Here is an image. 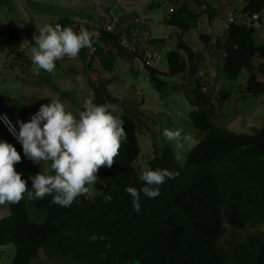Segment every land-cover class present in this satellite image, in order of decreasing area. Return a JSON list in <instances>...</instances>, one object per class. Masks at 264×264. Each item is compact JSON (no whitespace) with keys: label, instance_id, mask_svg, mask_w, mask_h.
<instances>
[{"label":"trees","instance_id":"1","mask_svg":"<svg viewBox=\"0 0 264 264\" xmlns=\"http://www.w3.org/2000/svg\"><path fill=\"white\" fill-rule=\"evenodd\" d=\"M100 1L103 5L104 1ZM107 1L111 3L109 6L104 3L105 15L116 0ZM243 1L240 10L243 19H232L235 22L216 38L212 47L213 55L220 56L222 62L215 69L227 82H237L244 72L245 83L239 80L242 102L264 96V82L258 81L255 74L257 71L264 76V65L255 68L252 63L255 56L264 61V41L258 40L248 26L250 16H261L264 0ZM190 3L183 1L178 8L169 6L168 15L162 20L163 25L177 28L181 33L175 48L166 53V64L169 75L186 74L189 83L183 94L189 107L194 109L188 118L204 137L188 151L182 163L165 143L163 135L158 134L161 145L151 140L149 137L154 136L142 110L144 101L131 95L115 98L110 91L116 60L133 64L141 58L133 51V36L141 38L134 31L138 28L131 22L123 27V21L115 20L112 13L104 17L111 28L108 31L102 27L103 16L82 20L83 27H80L99 34L98 42L92 45L95 51L89 54L88 48H82L76 58H61V63L80 62L82 70L69 69L67 74H75L74 83L51 90L58 93L64 105L71 107L72 113L75 109L78 114L83 110L87 97L93 104L109 105L113 114L124 121L126 138L121 141L111 167L98 169L95 174L98 183L86 185L88 190L90 186V194L87 195L88 191L84 196H77L70 207L52 203L48 195L43 199H28L27 193L18 203L0 204V212L4 214L0 218V260L7 253L10 258L7 264L35 261L38 264H264V151L254 144H264V118L259 116L260 121L250 127V132L241 131L235 121L224 124L239 111L232 108L230 117L222 115L214 94L203 89L207 70H197V55L182 38L196 26L199 18L207 14L211 20L217 14L206 0H190ZM3 6L0 3V8ZM75 22L66 16L52 19L49 24L73 29ZM142 24L140 21L139 26ZM33 39L34 36L26 49L18 45L9 52L16 51L30 60L29 50L35 46ZM5 41L7 45L14 44ZM199 41L205 49L211 45L209 35H199ZM95 65L99 71L94 70ZM140 70L139 65L136 73ZM147 70L153 88L162 93L165 85L158 75L167 77V74L158 69ZM133 75L136 79L137 74ZM29 77L27 87L38 86L43 90L53 86L51 78L37 80L33 74ZM218 88L221 101H227L232 95V86L218 83ZM25 103L19 105L14 98L1 94L0 114L6 115L13 124L17 119L27 121L32 113L27 109L29 102L27 106ZM0 139L12 143L21 154V161L14 167L26 181V188H30L28 178L43 172L44 164L24 160L21 145L10 139L1 124ZM21 164L24 167L19 168ZM253 164L258 168L263 165V171L251 170ZM148 168H166L178 175L159 185L156 198L141 194L140 211L136 212L125 188L139 189L143 184L139 174ZM105 194L111 195V201H104Z\"/></svg>","mask_w":264,"mask_h":264},{"label":"rangeland","instance_id":"2","mask_svg":"<svg viewBox=\"0 0 264 264\" xmlns=\"http://www.w3.org/2000/svg\"><path fill=\"white\" fill-rule=\"evenodd\" d=\"M92 0H0V3H4V6L0 8V95L7 94L22 105L26 101L25 106L30 113L34 114L38 111L41 104L50 102L51 97L58 98V93L52 91L53 88H64L66 83L71 85L75 78V74H67L74 68L77 72H81L82 65L78 61H68L61 63V60H57L56 67L52 73H48L43 69H39L36 66L29 65V59H24L16 51H11L10 48L17 47L18 45L26 46L29 40L36 34L38 29L57 17H80V19L87 20L92 18L94 13L97 14L96 7L92 6ZM107 6L111 1L103 0ZM185 1L187 4H191L190 0H119L115 4V9L109 10V13L113 12V16L122 11V15L125 17V13L131 11L133 16L128 17L127 22L131 20H137L138 29L134 30L138 32L141 38L135 37V40L139 43L141 39H147L153 42L155 45H150L148 50L151 52H157L161 58L157 68L162 74L166 72L165 53L172 51L175 48L176 39L181 35L177 28L165 26L162 23L164 17L168 15V7L178 8L180 4ZM95 2H101L96 0ZM243 0H206L208 5H211L212 9L216 12V17L209 19L207 14L199 18L196 26L185 32L182 36L186 45L197 55V70L207 73L204 75V90L212 92L215 99L218 100L217 104H220V110L223 116L230 117L232 108L238 110L236 116H231L226 120L224 124L230 121L238 122L237 125L242 123L241 131L250 132V127L260 121L259 116L264 118V96L257 98H251L249 100L241 101L242 97V80L245 83L246 77L244 72L241 73L237 82H227L224 77L215 69L216 65L222 66L221 57L213 55L212 47L216 38L222 35V28L226 25V19L229 15H233L236 21L241 19L240 10L243 5ZM113 4V6H114ZM104 10V8H103ZM107 11V10H106ZM234 12V13H233ZM62 15V16H60ZM261 19L264 21V9L261 12ZM140 21L144 24L140 25ZM127 23L123 20L122 26H126ZM11 30V33L8 31ZM255 32V36L258 39V33ZM15 35V36H14ZM199 35H209L211 45L205 49V47L199 41ZM19 39L18 42L16 40ZM5 40H9L11 44H6ZM259 40V39H258ZM10 45V46H9ZM146 41L142 40L139 44L140 49H144ZM29 55V51L26 52ZM184 59L186 58L182 52L179 53ZM97 63L98 60L96 59ZM253 65L256 68L259 64H264V61L258 60V57L253 58ZM11 66V67H10ZM138 62L133 64H127L121 62L119 59L115 62V70L113 72L114 82L110 86V91L115 98L123 99V97L136 96L139 100H143L142 110L145 114L147 124L151 128V133L156 143L161 145V137L158 134L163 133L165 128L179 129L182 135V147L177 149L174 141H168L165 138V143L172 147V152L176 157L179 153V163H182L188 151L200 141L204 134L193 128L188 118V114L193 111L190 108L187 99L184 96L183 88H188L187 77L182 75L173 77H163L162 81L165 84L163 92H157L153 88V84L143 73H136ZM99 67L95 65L94 70H98ZM213 70V71H212ZM215 70V71H214ZM63 71L64 75H59ZM258 80L262 79L257 71H255ZM29 74L36 75L37 80L43 78L47 80L52 79L53 86L49 88L39 89L38 86L27 87V82L31 81ZM133 74H137V78H134ZM247 74V72L245 73ZM202 74L200 75V77ZM34 77H32L33 79ZM91 78L94 77L91 75ZM103 78H107L105 75ZM74 83V82H73ZM218 83L221 86H232V95L227 101H221L219 96ZM76 84V83H75ZM183 86V88H182ZM71 89H76L75 86H71ZM138 94H136V91ZM78 91V89H76ZM61 93V91H60ZM138 95V96H137ZM139 101V102H140ZM87 102V101H86ZM69 109V110H68ZM67 111H71V107L68 106ZM73 112L74 116H78V113ZM226 126V125H223ZM157 134V135H156ZM164 137V136H163ZM146 144V143H144ZM151 153V149H149ZM24 160L27 158L24 157ZM141 161V159H140ZM17 164V163H16ZM15 164V165H16ZM24 167L23 164L19 168ZM47 168L48 165L44 164ZM15 168V167H14ZM21 172V171H20ZM51 174V173H49ZM98 182H93L96 185ZM98 186V185H97ZM87 187V186H86ZM88 188V187H87ZM89 192L90 194V186ZM90 199V198H87ZM4 214L0 212V218ZM228 238H226L227 240ZM13 248V247H12ZM4 259L0 260V264H7L10 258H7V253L3 254ZM32 264H38L37 261Z\"/></svg>","mask_w":264,"mask_h":264},{"label":"clouds","instance_id":"3","mask_svg":"<svg viewBox=\"0 0 264 264\" xmlns=\"http://www.w3.org/2000/svg\"><path fill=\"white\" fill-rule=\"evenodd\" d=\"M233 15L230 14L226 19L222 33L235 22L232 20L235 19ZM254 15L258 17V25L252 23V15L248 18V26L256 33L260 31L258 38L264 41V21L259 14ZM230 19L231 22H229ZM241 19H243L242 16ZM135 22L137 23V20ZM104 28L107 29L108 25ZM95 32L97 31L89 32L85 28L74 32L71 27L62 28L58 24L55 26L45 24L38 29V34L34 35L35 46L29 50L31 53L29 65L52 73L56 67L55 61L65 56L76 58L82 48H88L89 54H93L89 49L95 40L98 42V34ZM142 40L146 41L144 49L139 48L140 42L138 43L133 36V42H135L133 51L140 54L141 58L137 60L138 67L140 65V72L143 71L148 78L147 68L158 69L161 58L157 52L148 50L151 45L150 40L144 38ZM29 42L26 46H20L26 49ZM165 74L167 77L172 76L168 74L167 64ZM182 75L178 74L173 77L180 76L182 80ZM163 77L158 75L162 83H164ZM258 81L264 82V76ZM188 83L187 78L185 84L188 85ZM49 99L50 102L41 104L38 111L32 114L27 121L17 119L13 124L6 115H0V122L5 124L15 138L10 139L18 141L21 145L24 157L35 164L48 165L47 168L44 167L43 172L39 171L28 178L31 180V187L26 188V181L14 168V164L21 161V154L12 143L0 139V204L18 203L27 193L28 199H43L48 195L52 197V203L70 207L77 196H84L88 192L86 185L92 186L93 182H97L95 174L98 169L101 166L111 167L113 158L119 154L121 141L126 138L122 127L124 121L113 114L114 110H111L109 105L93 104L87 97L83 110L78 116H74L71 111L66 110L68 106L58 98ZM239 125L238 128H240ZM162 135L168 141H174L177 149L182 147V135L179 129L165 128ZM254 144L259 150L264 151L263 143ZM176 159H180L179 153L176 154ZM251 170L263 171V165L258 168L253 164ZM177 175L178 172L166 168L154 170L148 168L140 172L139 179L143 182L142 186L139 189L133 186L125 188L130 195L133 210L140 211L141 194L150 199L156 198L159 195V185L165 183L166 179H174ZM111 199L110 194H105V202Z\"/></svg>","mask_w":264,"mask_h":264},{"label":"crops","instance_id":"4","mask_svg":"<svg viewBox=\"0 0 264 264\" xmlns=\"http://www.w3.org/2000/svg\"><path fill=\"white\" fill-rule=\"evenodd\" d=\"M96 0H92L91 1V4H92V6H94V7H96V9H97V14L96 13H94V15L93 16H98L99 18H101L102 16H103V19H104V17L105 16H110V14L108 13V15H105L104 14V10H105V5H104V3H103V5L101 4V2H95ZM119 0H116L114 3L116 4L117 2H118ZM115 4H114V6H112V9H113V12H114V9L116 8L115 7ZM103 8H104V10H103ZM113 12H112V14H113ZM114 15V14H113ZM130 15H132L133 16V13L131 12V11H129V13H125V17L122 15V11L120 12V13H117V15L115 16L116 18H114L115 20H117V19H120V20H125V22L127 23V24H130L129 22H127L128 21V17L130 16ZM60 16H62V15H60ZM62 17H64V16H62ZM134 17V16H133ZM58 18V17H57ZM69 18V17H68ZM70 18H72L74 21H76L75 22V24H73L72 26H73V30H78L79 28H82L83 27V21L82 20H84V19H80V17H73V16H71ZM135 20L136 19H134V20H131V23L134 25V27H135V29L137 28L136 27V25H135ZM103 25H102V27H104V26H107L106 25V23H108V20H103ZM49 24V23H48ZM80 25L82 26V27H80ZM94 26H96V25H94ZM142 41H140V43H141Z\"/></svg>","mask_w":264,"mask_h":264},{"label":"built area","instance_id":"5","mask_svg":"<svg viewBox=\"0 0 264 264\" xmlns=\"http://www.w3.org/2000/svg\"><path fill=\"white\" fill-rule=\"evenodd\" d=\"M251 21L254 25H258L257 22H258V17L256 15H253L252 18H251ZM229 22H231V19L229 20ZM111 28H107V31L110 30ZM98 34V32H95ZM99 36V34H98ZM97 36V38H98ZM89 51L91 53H93L95 51L94 47L92 46ZM0 115H4V114H0ZM0 124L3 126V128L6 130L8 136L11 138V139H15L14 136L8 131V128L5 126V124L3 122H0Z\"/></svg>","mask_w":264,"mask_h":264},{"label":"water","instance_id":"6","mask_svg":"<svg viewBox=\"0 0 264 264\" xmlns=\"http://www.w3.org/2000/svg\"><path fill=\"white\" fill-rule=\"evenodd\" d=\"M95 43H97V40H95Z\"/></svg>","mask_w":264,"mask_h":264}]
</instances>
